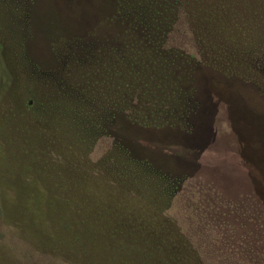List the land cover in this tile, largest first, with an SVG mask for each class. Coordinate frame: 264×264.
Wrapping results in <instances>:
<instances>
[{"label":"rangeland","instance_id":"rangeland-1","mask_svg":"<svg viewBox=\"0 0 264 264\" xmlns=\"http://www.w3.org/2000/svg\"><path fill=\"white\" fill-rule=\"evenodd\" d=\"M1 202L0 264H264V0H0Z\"/></svg>","mask_w":264,"mask_h":264},{"label":"trees","instance_id":"trees-1","mask_svg":"<svg viewBox=\"0 0 264 264\" xmlns=\"http://www.w3.org/2000/svg\"><path fill=\"white\" fill-rule=\"evenodd\" d=\"M85 187V186H84ZM2 204V202L0 203V205ZM6 206V205H5ZM101 213V212H100ZM101 216H102V214H101ZM99 218V217H98ZM103 219V218H102ZM11 222H13V219L11 218V217H9L7 214L5 215V216H2V219H1V227H4V228H9V229H12V228H14V225H13V223H11ZM18 227V226H17ZM106 229H107V227H106ZM105 229V230H106ZM13 230H15V229H13ZM104 230V231H105Z\"/></svg>","mask_w":264,"mask_h":264},{"label":"flooded vegetation","instance_id":"flooded-vegetation-1","mask_svg":"<svg viewBox=\"0 0 264 264\" xmlns=\"http://www.w3.org/2000/svg\"><path fill=\"white\" fill-rule=\"evenodd\" d=\"M148 32H149V33H148V37H149V39H151V37L149 36V35H150V31L148 30Z\"/></svg>","mask_w":264,"mask_h":264}]
</instances>
